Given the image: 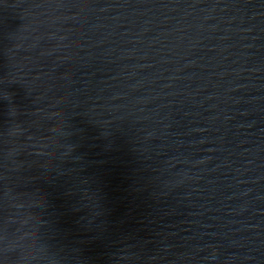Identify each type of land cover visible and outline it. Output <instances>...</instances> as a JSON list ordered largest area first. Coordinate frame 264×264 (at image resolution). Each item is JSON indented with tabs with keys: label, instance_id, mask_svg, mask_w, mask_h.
I'll return each mask as SVG.
<instances>
[{
	"label": "water",
	"instance_id": "95a60500",
	"mask_svg": "<svg viewBox=\"0 0 264 264\" xmlns=\"http://www.w3.org/2000/svg\"><path fill=\"white\" fill-rule=\"evenodd\" d=\"M0 264H264V0H0Z\"/></svg>",
	"mask_w": 264,
	"mask_h": 264
}]
</instances>
